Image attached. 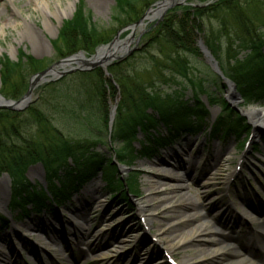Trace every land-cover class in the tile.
I'll return each instance as SVG.
<instances>
[{
    "label": "rangeland",
    "instance_id": "obj_1",
    "mask_svg": "<svg viewBox=\"0 0 264 264\" xmlns=\"http://www.w3.org/2000/svg\"><path fill=\"white\" fill-rule=\"evenodd\" d=\"M79 1L83 3L85 11L88 10L91 13L92 22L99 32H105L106 35H113V37L118 34L120 40L128 35L129 29L125 35H121L123 28L114 32L116 30L114 27H118L116 24H111V15L115 12L114 0H45L46 4L42 0H0V25L6 19L17 20L15 26L7 25L4 26L2 32L0 31V61L8 57L10 61L18 62L20 52H22L24 57L20 64L24 67L29 66L30 69L23 70L21 78L24 82L19 81V74L13 76L11 79L15 83L26 84L27 90L33 74L79 51L83 52L85 58H88L94 54L98 46L108 43L97 45L90 53L78 50L69 55H61L65 49L59 33L64 22L73 17ZM236 1L237 5L231 4L229 9L219 10L216 15L214 14L215 16L205 15L201 23L203 32L209 36L220 29L219 20L222 21L223 25L228 28L227 32L221 29L224 31L219 39L222 48L228 45L227 39H229L231 43L229 47L231 46V49L236 47L238 49L237 58H241L248 51L238 45L241 43L243 34L240 29L241 25H237L239 21L236 15L243 16V22L247 21L257 36L262 37L264 35V0ZM69 2H73L72 9L62 20H57L52 13L57 8L65 9ZM215 2L217 0H203V2L171 0L170 8L163 15L149 14L150 20H145L146 22L141 27L134 29L132 42L128 47L131 49L130 53L119 61L110 60L105 69L102 68L106 77L111 79L112 72L116 81V95L109 100L110 107L114 104L116 106L113 120L116 117L119 102L122 100V86L128 92H132L137 83L149 82L153 73L155 71L157 73L163 64L165 55L172 51V45L162 38L159 37L156 41L150 40L152 34H146L149 26L156 25L166 16L176 13L182 5H208ZM150 7L146 8L142 15ZM138 8L139 10L143 8L142 3ZM47 19L56 26L55 31H48L45 28L44 21ZM204 33L201 35L205 36ZM199 36L200 34L195 38L196 41ZM261 51L264 53V46L261 47ZM181 55L186 59L189 70L188 78L193 84L180 77L174 84L156 83L155 86L158 89L155 90L160 91L161 96L170 92L175 96L180 93L183 100H192L194 87L195 91L197 88L194 84L202 79L203 88L207 92H213V83L207 75L211 70L206 58L203 55L196 56L187 53H181ZM25 56H30L33 62L27 60ZM114 62L117 63L113 64ZM86 67L80 63L79 68L83 69H76V64L72 63L65 67L64 73L57 74L49 81H35L31 101L27 105L37 103L40 110L51 117L50 120L54 125L65 133H69L68 136L73 138L83 136V132L74 122L75 120L64 121L60 117L59 114L62 112H57L56 109V89L60 87L58 89L60 92L73 97H77L76 94L79 92V98H88V101L90 99V104L86 101L87 105H85L88 112L81 113L87 119L80 121L91 132L98 133L93 128L97 112H94L95 109L92 107L98 81L93 78L94 74H90L94 69L86 70L84 69ZM3 70V63L0 62V91ZM35 70L36 72L32 73ZM82 73H88L89 78H83L80 75ZM62 79L64 80L58 85H50L51 82H58ZM227 91L228 87L223 82H218L216 95L226 96ZM0 95H2L1 92ZM198 96L199 100L208 107L210 113V117L202 125L203 129L193 135L180 134L155 157L136 159L132 162L133 167L130 169L119 166V173L123 177L126 178L128 174L133 173L138 182V194H130L129 208L126 203L118 201L116 197L106 192L101 179L96 176L86 182L70 201L62 203L54 211L50 208L42 212L29 211L28 214L16 215L17 219H11L10 222L7 221L6 224L1 225L0 237L4 240L0 239V241L4 242H0V250L15 249L13 255L17 257L20 264H170L167 261L168 255L165 253V249L170 246H174V251L169 257L174 258L177 264H183L184 261L186 264H228L235 259L233 256L228 258L219 256L217 259L209 260V252L215 250L218 245L197 238L187 245H177V242L191 229L200 227V229H211L213 234L215 233L223 241L222 244L229 246L230 249H236L241 245L240 248L244 251L242 252L251 260L264 264V255L260 253L258 246L252 244V241L260 237L264 238V224L261 223L264 222V145L261 136L258 133L253 135L251 142L244 149L242 146L248 136L247 131H243L238 136L229 134L226 137L208 133L207 127L210 121L220 113V106L218 104L210 106L205 92H199ZM229 102H232L233 109L238 111H243L250 106H264V98L258 103L247 105H242V101L237 98L229 99ZM242 116L250 122L249 126L252 127V131L259 126L255 120H251L247 113L244 112ZM8 123V119H1L0 130L8 126ZM99 125L103 130V133L101 132L103 142L97 144V150L110 157L112 152L107 133L103 125ZM187 140L190 143L186 148ZM133 143L137 145L136 141ZM181 149H184V152H181ZM225 149H227L226 152ZM195 150L197 156L195 168H191L192 173H186L187 156L193 154ZM220 151H224L222 155H218ZM212 158L213 160H210ZM178 160H181L185 167L176 164L175 161ZM158 168L173 170L175 177L160 174ZM201 168L205 170L202 172ZM37 172L39 175L36 174ZM25 173L29 180H44V171L39 163L29 166ZM154 180L158 183L153 184ZM151 184L154 185L152 189H150ZM10 185L9 176L1 173L0 201L9 200ZM176 185L183 186L181 192L186 194L187 200L177 202V198H170L172 194L169 193V189ZM90 192H93L92 199H90ZM150 198L154 199L148 201ZM146 200L147 211H138V201L145 203ZM190 202L195 204L196 209L187 205ZM240 203L245 207L244 210L239 207ZM80 205L85 207L81 217L76 210ZM195 210L200 213L201 218H182L184 214L191 215ZM0 212L10 216L7 206L0 207ZM53 217L55 219L51 220ZM32 223L48 225L52 231L47 234L41 231H27L24 226ZM74 227L81 230L80 237L75 234L79 232ZM52 237H57L55 242L49 241ZM19 240L29 243L38 254L31 255L28 252L30 247L26 248L20 244ZM0 264L5 263L0 261ZM13 264L18 263L14 261Z\"/></svg>",
    "mask_w": 264,
    "mask_h": 264
},
{
    "label": "trees",
    "instance_id": "obj_2",
    "mask_svg": "<svg viewBox=\"0 0 264 264\" xmlns=\"http://www.w3.org/2000/svg\"><path fill=\"white\" fill-rule=\"evenodd\" d=\"M115 12L111 15V24L118 25L121 29L135 23L140 19L144 10L157 0H114ZM203 2V0H197ZM142 3L143 8L138 6ZM236 0H217L208 5H182L179 11L166 16L158 24H151L146 34H152L151 41L159 37L172 45V51L164 57V62L157 73L151 76L145 84L137 83L132 92H128L122 86V100L116 110L111 130H108L110 113V101L116 95V81L111 71V79L101 67H96L90 74L98 81L94 91L95 101L92 107L97 112L96 122L93 128L98 133L88 130L83 119H87L84 112H88L86 99L73 97L70 94L56 89L57 112H62L60 117L72 120L79 125L83 136L73 138L51 122V117L40 110L37 103H32L22 111L0 109V120L8 119V126L0 130V174L6 173L11 180V197L8 208L16 215H26L29 211L41 212L50 207L69 201L82 186L92 178L99 175L106 192L116 197L118 201L126 203L128 208L130 194H138V182L133 173L126 178H121L116 163L133 167L136 159H148L158 155V152L166 148L180 134H194L203 129L205 120L209 117L206 105L199 100V92L207 94L210 106L218 104L220 113L209 123L207 132L226 137L229 134L238 136L243 131L250 132L251 127L246 120L234 109L228 106L222 96H217V85L221 78L214 72L207 74L213 83L214 91L207 92L203 88L202 79L196 85L192 93V100H183L178 93L176 96L170 92L161 94L155 89L156 83H176V79L183 77L193 84L188 78V64L181 53L200 56L201 52L196 44L197 36L202 40L211 54L217 60L223 75L234 84L236 92L242 99V105L258 103L264 98V35L258 37L247 21L243 22V16L237 14L243 37L241 48L248 51L244 57L237 58L238 49H231L228 45L222 48L219 40L222 32L228 28L220 22V29L206 36L202 28L201 20L207 14L215 16L221 9H229ZM143 10V11H142ZM215 14V15H214ZM223 29L224 31H222ZM128 30L122 31L125 35ZM227 32V31H226ZM204 33L205 36H202ZM63 40V55H69L78 50L86 53L93 52L94 47L107 43L113 35H106L98 31L92 22L91 13L84 9L81 1L76 6L73 17L65 21L59 33ZM237 38V37H236ZM239 38V37H238ZM237 38V39H238ZM240 39V38H239ZM233 43L234 40H233ZM223 50V51H222ZM224 52V53H223ZM20 61L13 62L4 57L2 71L1 94L10 99L19 98L26 90L27 85L15 83L11 78L19 74V81L25 68L21 63L23 53L20 52ZM33 62L30 56H25ZM226 58V59H225ZM114 62L113 64H116ZM29 69V68H28ZM30 70V69H29ZM109 70V69H107ZM33 71L32 73H35ZM108 73V75H110ZM88 73L80 74L83 78H89ZM51 82L50 85H58L61 81ZM155 81V82H154ZM149 83V86L147 87ZM22 85V86H21ZM118 85V84H117ZM133 93V94H132ZM89 97V96H88ZM90 104V99H89ZM91 106V105H88ZM103 125L108 136V143L112 156L108 157L97 150V144L103 142L101 135ZM102 132V133H101ZM264 139V137H263ZM136 141L137 145H134ZM243 145V144H242ZM243 147V146H242ZM41 163L45 172V186L38 181H30L25 172L28 167ZM7 218L0 214V226L6 224Z\"/></svg>",
    "mask_w": 264,
    "mask_h": 264
},
{
    "label": "bare ground",
    "instance_id": "obj_3",
    "mask_svg": "<svg viewBox=\"0 0 264 264\" xmlns=\"http://www.w3.org/2000/svg\"><path fill=\"white\" fill-rule=\"evenodd\" d=\"M45 4H46V2H45V0H42ZM72 6H73V2H69V4H67L66 5V8L65 9H63V8H57V10L56 11H54L52 14H53V16L57 19V20H62V18H64V17H66L67 16V14H68V12L72 9ZM15 24H17V20H14V19H12L11 21L10 20H4L3 22H1V25H0V31L2 32V30H3V28H4V26H7V25H12V26H15ZM44 25H45V28L48 30V31H55L56 30V26H54L52 23H51V21L50 20H45L44 21ZM120 48H123L122 46L121 47H117L116 45L115 46H113V48L111 49V50H99L98 52H97V54H96V56L95 57H93L92 58V60H102L104 57H106V56H108V57H110V56H112V53H113V50L114 51H116V52H114L113 54L114 55H117V53H118V50L120 49ZM229 91V90H228ZM227 91V93H229V95H231L232 94V92H228ZM230 99L231 100H234V95L232 94L231 96H230ZM243 112H245V113H247L249 116H250V118H251V120L252 121H256L257 122V124L259 125V126H262V127H264V106H262V107H254V106H250L249 108H247V109H244L243 110ZM255 123V122H254ZM188 143H190L188 140L186 141V148H187V144ZM228 149V148H227ZM227 149H225V152H226V150ZM181 152H184V149H181ZM224 152V151H223ZM223 152L222 151H220L219 152V154L218 155H222L223 154ZM196 150H195V152L193 153V154H189L188 156H187V159H188V162H186V164L188 165H186V167L183 165L184 163L183 162H181V160H178V161H175L176 162V164H178V165H183L184 167H185V169H186V173H192V170H191V168H195V164H196V159H197V156H196ZM215 154V153H214ZM210 158V157H209ZM210 160H213V158L212 159H210ZM205 162V161H204ZM204 164V166H205V163H203ZM209 164V163H208ZM202 169V172L205 170V168H201ZM158 170L160 171V174L162 173V174H164V175H168V177H175V172L173 171V170H170V169H168V168H158ZM201 173V172H200ZM37 175H39V173L37 172L36 173ZM231 176V175H230ZM209 179V178H208ZM156 180V179H155ZM154 180V182H152L153 184H156V183H158V182H156ZM153 184H151V186H150V189H152V187L154 186ZM0 188H1V186H0ZM183 188V186H178V185H176L174 188H170L169 189V193H171L172 195L170 196V198H172V199H175V198H177L178 200H176L177 202H179L180 200L182 201V200H187V197H186V194L185 193H182L181 192V189ZM149 189V188H148ZM86 191V190H85ZM175 192H177V193H175ZM78 193V192H77ZM77 193H75L74 195H77ZM86 193H87V191H86ZM92 194H93V192H90V195H91V197H90V199H92L93 198V196H92ZM87 195V194H86ZM88 198V197H87ZM154 198H150V199H148V201L150 200H153ZM88 201V200H87ZM7 202H8V200H2V201H0V207H5L6 205H7ZM90 202V201H89ZM88 202V203H89ZM242 203H240L239 204V207L242 209V210H244V206H243V204L241 205ZM137 205H138V211H147V209H146V205H147V200L145 201V203L144 202H141V201H138V203H137ZM190 208H193V209H196V206H195V204L194 203H188L187 204ZM83 208L85 209V207L84 206H82V205H80V207H79V209H76L78 212H79V216L81 217L83 214H84V210H83ZM187 214H184L183 215V217L182 218H186V217H189V218H201L200 217V213H198L196 210L191 214V215H187ZM53 219H55V217H53L51 220H53ZM262 223V225L264 224V222H261ZM25 229L27 230V231H33V232H36V231H41V232H43L44 234L46 233L47 234V232H51L52 230L50 229V227L48 226V225H43V224H37V223H32L31 225H29V224H26L25 226ZM79 227V226H78ZM74 229L77 231V232H79L78 234L77 233H75L76 235H77V237H80V232H81V230H79V228H77V227H74ZM78 229V230H77ZM197 229H200V227H198V228H194V229H191L190 231H189V233H187L184 237H182L180 240H179V242H177V245H187L189 242H191V241H193L194 239H200V240H205V241H208V242H210V243H212V244H217L218 246H217V248L215 249V250H213V251H210L209 252V257H210V259L209 260H212V259H217L219 256H221V257H234L235 259L234 260H232L231 262H229L228 264H260V263H258V262H254L253 260H251L250 258H249V256H247L246 254H244L243 252V250L240 248L241 247V245H239V247L238 248H236V249H230L229 248V246H227V245H223L222 244V242L223 241H221V239H220V237H218V236H216L215 235V233L213 234V231L211 230V229H207V228H203V229H200L199 231H197ZM48 236V235H47ZM244 235H242V237H243ZM5 238V237H4ZM57 238V237H56ZM56 238L55 237H52V238H49V241L51 240L52 242H55V240H56ZM0 239L1 240H4L3 239V237L1 238L0 237ZM20 241V244H22L23 246H25L26 248L27 247H30L29 249H28V252L31 254V255H34L35 253H37L38 254V252H37V250H34L33 249V247L32 246H30V244L29 243H23L21 240H19ZM158 241L159 242H161L160 241V239H158ZM0 242H4V241H0ZM252 244H254V245H256V246H258V249H259V251H260V253H262L263 255H264V238H262V237H260V238H258L256 241L254 240V242L252 241ZM14 251H15V249H11V250H5V249H2V250H0V261L1 262H3V263H5V264H13V262L14 261H16L18 264H20L19 262H18V260H17V257L16 256H14L13 254H14ZM174 251V246H170V247H168V248H166L165 249V253L167 254V255H171L172 254V252ZM243 251V252H242ZM167 255H165V256H167ZM11 258H13V259H11ZM186 261H184L183 262V264H186L185 263ZM188 263V262H187ZM182 264V263H181ZM189 264H191V263H189Z\"/></svg>",
    "mask_w": 264,
    "mask_h": 264
},
{
    "label": "water",
    "instance_id": "obj_4",
    "mask_svg": "<svg viewBox=\"0 0 264 264\" xmlns=\"http://www.w3.org/2000/svg\"><path fill=\"white\" fill-rule=\"evenodd\" d=\"M170 1L171 0H158L157 2H155L137 22L128 26V28L130 29V32L126 37H124V39L120 40L118 38V34H117L107 44H103V45L98 46L95 49L94 54L90 55V57H88V58H85L83 55V52L79 51V52H77L73 55H70L68 57L61 58L58 61L51 64L50 66H48L47 68H45L44 70L33 74L30 77V80L28 83V88H27L26 92L17 100L7 99V98L3 97L2 95H0V109H7V110H13V111H18V110L24 109L29 104V102L31 101L30 98L32 95L33 88L35 87V81H38V80L49 81L52 79V77H55L57 74L64 73L66 71V70H64L65 67L72 64V63L76 64V69H83V68H79L80 63L87 66L86 68H84L86 70L93 69L97 66H100L103 69H105V67L108 65L110 60L119 61V60L123 59V57L126 54L130 53V51H131V49H129L128 47H129L130 43L132 42L131 38H132L134 29L136 27H141L146 22L145 20H150L151 16L149 14L155 13L158 15H163L166 12V10L168 8H170V6H171L169 3ZM135 43H137V42L135 41ZM115 45L117 47H121V46L123 47V48H120L118 50L119 55H114L113 53L116 51L113 50L112 56H110V57L106 56L102 60H92V58L96 56V54L99 50H111L113 48V46H115ZM197 45H198V48H199L200 52L202 53V55L206 58L211 69L222 78V81L228 87V90H229L228 92H232V94L234 95V99L237 98V99L241 100L239 98V95L235 92L234 83L223 76L222 72L220 71V69L217 65V61L212 56L210 51L207 49L203 40H201V39L197 40ZM58 69H61L62 71H59ZM231 95H229V93H228L225 96V98H226V100L230 106H232V104H231L232 102L231 103L229 102ZM115 107L116 106L114 104L110 110L109 124H108L109 128H110L111 123H112L113 115L115 112ZM236 111L241 113V114L244 113L241 110H239V111L236 110ZM256 133H258L259 136H264V127H262V126L255 127L254 131H252V137H253V135H256Z\"/></svg>",
    "mask_w": 264,
    "mask_h": 264
},
{
    "label": "flooded vegetation",
    "instance_id": "obj_5",
    "mask_svg": "<svg viewBox=\"0 0 264 264\" xmlns=\"http://www.w3.org/2000/svg\"><path fill=\"white\" fill-rule=\"evenodd\" d=\"M156 14L154 13L153 16H155Z\"/></svg>",
    "mask_w": 264,
    "mask_h": 264
}]
</instances>
